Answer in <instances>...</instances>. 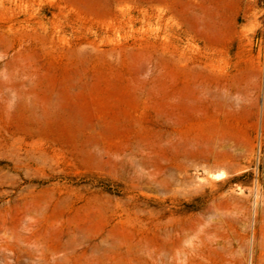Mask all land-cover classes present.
I'll return each mask as SVG.
<instances>
[{"label":"rangeland","instance_id":"rangeland-1","mask_svg":"<svg viewBox=\"0 0 264 264\" xmlns=\"http://www.w3.org/2000/svg\"><path fill=\"white\" fill-rule=\"evenodd\" d=\"M263 240L264 0H0V264Z\"/></svg>","mask_w":264,"mask_h":264},{"label":"bare ground","instance_id":"bare-ground-1","mask_svg":"<svg viewBox=\"0 0 264 264\" xmlns=\"http://www.w3.org/2000/svg\"><path fill=\"white\" fill-rule=\"evenodd\" d=\"M171 235V234H170ZM188 236V235H187ZM186 237V236H184ZM208 237V236H206ZM187 238V237H186ZM171 239V238H170ZM168 240V239H167ZM172 240V239H171ZM183 241V240H182ZM210 241V239H209ZM184 242V241H183ZM212 242V241H211ZM263 244H264V240L262 241ZM176 243V242H175ZM177 244V243H176ZM262 244V243H261ZM174 245V244H173ZM178 246V245H176ZM182 246V245H181ZM166 247V245H165ZM172 247V246H171ZM175 247V245H174ZM180 247V246H179ZM183 247V246H182ZM181 247V248H182ZM216 247V246H215ZM94 248V247H93ZM97 248V247H96ZM95 248V249H96ZM195 248V247H194ZM198 248V247H197ZM263 249V248H262ZM261 249V250H262ZM62 250V249H61ZM176 250V249H175ZM184 250V249H183ZM215 250V249H214ZM60 251V250H59ZM264 252V250H262ZM54 252V251H53ZM175 252V251H174ZM54 253H57V252H54ZM176 253V252H175ZM180 253V252H179ZM185 253V252H184ZM53 255V254H52ZM51 255V256H52ZM264 255V254H263ZM66 256V254L64 255ZM261 256V255H260ZM68 257V256H67ZM187 257V256H186ZM61 258V257H60ZM64 259H66L67 261V258L64 257ZM69 259V258H68ZM60 262V260H58ZM64 261V260H63ZM188 261V260H187ZM260 262V261H259ZM61 263V262H60ZM156 264H175L174 262V256L172 254V252L170 250H166L163 246V243L161 241H159L158 245H157V248H156ZM194 264V262H193Z\"/></svg>","mask_w":264,"mask_h":264}]
</instances>
